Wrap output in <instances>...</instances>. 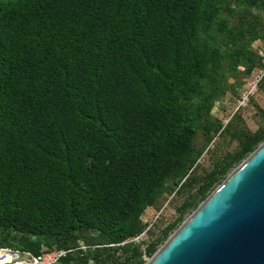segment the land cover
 <instances>
[{"label":"trees","instance_id":"1","mask_svg":"<svg viewBox=\"0 0 264 264\" xmlns=\"http://www.w3.org/2000/svg\"><path fill=\"white\" fill-rule=\"evenodd\" d=\"M235 2L0 0V246L37 255L94 232L61 264H145L122 243L166 191L198 184L161 237L149 232L147 257L264 142V128L241 132L233 154L190 175L198 132L220 129L210 113L227 74L243 67L245 85L261 64L259 1Z\"/></svg>","mask_w":264,"mask_h":264},{"label":"water","instance_id":"2","mask_svg":"<svg viewBox=\"0 0 264 264\" xmlns=\"http://www.w3.org/2000/svg\"><path fill=\"white\" fill-rule=\"evenodd\" d=\"M145 264H264V142Z\"/></svg>","mask_w":264,"mask_h":264},{"label":"rangeland","instance_id":"3","mask_svg":"<svg viewBox=\"0 0 264 264\" xmlns=\"http://www.w3.org/2000/svg\"><path fill=\"white\" fill-rule=\"evenodd\" d=\"M232 1H234V4L236 3L235 0ZM258 1V6L252 9V17H250L249 20L256 21L262 28L261 37L251 44L252 50L260 56L261 54H264V0ZM238 11L237 8V12ZM235 19L233 23L236 21ZM243 71L244 68L240 66L238 72L227 74L225 84L226 92L213 104L210 113V121L216 127L218 126L220 128L219 131L215 133V131L212 130L209 136L203 135L200 131L197 134L195 144L200 155L196 165L190 170V175L193 178L199 180V178L211 171L217 163L227 156V154H233L238 148L241 132L253 134L264 128V83L259 86L258 91L251 97L245 108L235 111L237 100L245 86L243 85V80L245 79ZM209 138H212L211 142H208ZM235 168L237 167H233L229 174ZM197 188L198 184L192 183L183 190L180 189L177 191V187H175L173 190L166 191L158 204L143 215L146 219H151L156 215V212L161 211L160 219L154 224L153 233L156 234L157 238L161 237L162 230L167 225L172 224L177 219L181 205L189 199V197L196 196ZM202 202H199L198 206ZM194 211L195 208L186 212L182 222L177 224V226L169 233L168 237L158 244L156 251L163 246L168 238ZM81 236L82 238H80L78 242L84 243V237L85 239H94L97 237V234L92 232L83 235L81 234ZM42 249H50V244L47 241H42L40 250ZM150 258L151 257H149V259Z\"/></svg>","mask_w":264,"mask_h":264},{"label":"built area","instance_id":"4","mask_svg":"<svg viewBox=\"0 0 264 264\" xmlns=\"http://www.w3.org/2000/svg\"><path fill=\"white\" fill-rule=\"evenodd\" d=\"M264 79V54H261V64L252 72L249 81L245 84L244 89L237 100L236 110L245 108L249 103L252 96L258 91L261 82ZM161 211L154 215L151 219H146L142 216L145 228L142 233L133 237L125 243H134L141 245L143 250V259L149 261L145 251L149 240V232L154 227V224L160 219ZM91 249L84 243H79L78 247L72 249H62L52 247L50 249H42L39 254L35 255L30 251L18 249L14 247L0 246V264H61L62 261L68 256H76L77 253H87Z\"/></svg>","mask_w":264,"mask_h":264}]
</instances>
